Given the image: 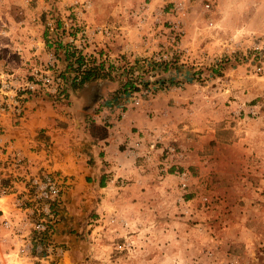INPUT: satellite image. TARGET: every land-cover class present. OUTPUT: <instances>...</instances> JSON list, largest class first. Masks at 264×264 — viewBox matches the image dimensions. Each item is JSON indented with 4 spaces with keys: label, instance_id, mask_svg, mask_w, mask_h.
I'll list each match as a JSON object with an SVG mask.
<instances>
[{
    "label": "rangeland",
    "instance_id": "1",
    "mask_svg": "<svg viewBox=\"0 0 264 264\" xmlns=\"http://www.w3.org/2000/svg\"><path fill=\"white\" fill-rule=\"evenodd\" d=\"M38 6L32 0L27 12L19 3L8 10L17 18L35 14L49 36L56 20L65 21L64 43L82 56L80 65L103 63L119 81L130 78L127 93L171 96L169 114L134 147L131 173L103 188L88 184L83 214L71 224L74 242L54 237L65 262L264 264V0ZM70 36L84 37L83 48ZM53 49L64 96L40 91L66 102L65 55ZM66 199L58 224L73 218ZM15 251L0 229V264H21Z\"/></svg>",
    "mask_w": 264,
    "mask_h": 264
},
{
    "label": "crops",
    "instance_id": "2",
    "mask_svg": "<svg viewBox=\"0 0 264 264\" xmlns=\"http://www.w3.org/2000/svg\"><path fill=\"white\" fill-rule=\"evenodd\" d=\"M31 1L0 0V76L9 71L31 74L34 66L47 63L54 52L46 41L52 35H48L49 30L35 14L17 18L9 13L14 3L25 7L27 12ZM59 23L62 26L66 22L59 20ZM117 83L116 80L93 82L71 89L69 102H57L39 90L31 93L26 117L19 125L9 119L0 121L6 131L0 136L2 141L14 138L32 158L44 156L41 152L36 156L31 146L41 148L50 143L51 169L67 176L70 185L63 198H67L65 204L73 218L72 222L64 220L57 226L54 237L62 244L71 245L77 238L71 224L83 214L82 200L89 198L88 184L103 188L109 180L128 176L136 160L133 151L137 142L155 131L158 120L170 112L171 96L163 92L150 98L125 92L108 97ZM93 92H98V97ZM92 124L104 126L108 133L94 136ZM77 223L79 226L81 221ZM63 262L68 264L65 256ZM76 262L72 256L70 264Z\"/></svg>",
    "mask_w": 264,
    "mask_h": 264
},
{
    "label": "built area",
    "instance_id": "3",
    "mask_svg": "<svg viewBox=\"0 0 264 264\" xmlns=\"http://www.w3.org/2000/svg\"><path fill=\"white\" fill-rule=\"evenodd\" d=\"M47 25L53 27V21ZM69 42L83 48L86 39L70 36ZM49 57L47 63L34 66L31 77L16 71L0 76V121L9 119L19 125L26 117L31 93L43 89L64 96L65 81L58 69L59 61L54 53ZM88 68L86 60L76 79L81 80ZM5 132L0 126V136ZM30 149L36 156L41 152L44 157L32 158L14 138L2 141L0 137V229L16 246V261L21 264H63L66 251L54 236L68 178L51 169L50 143Z\"/></svg>",
    "mask_w": 264,
    "mask_h": 264
},
{
    "label": "trees",
    "instance_id": "4",
    "mask_svg": "<svg viewBox=\"0 0 264 264\" xmlns=\"http://www.w3.org/2000/svg\"><path fill=\"white\" fill-rule=\"evenodd\" d=\"M56 30L55 33L51 36V40H49L50 47L55 48L57 53H61L63 51V54L65 55V65H64V72L66 73V102H69V90L71 89H77L82 87L85 84L93 83V82H102V81H118L117 87L115 89H112L110 93H127L132 85V82L130 78H127L124 82L121 80L119 81L115 77L112 76L111 72L109 70L103 71V63H101L99 66L94 65L91 68H88V70L84 73L80 81L76 80V74H74L73 71H76L78 69L75 65H80L82 62V56L76 55L68 48V46L64 43V32L60 30V23L59 20H56ZM76 68H75V67ZM111 94V95H112ZM91 132L95 136H105L108 132L107 129L104 126L100 125H91Z\"/></svg>",
    "mask_w": 264,
    "mask_h": 264
}]
</instances>
